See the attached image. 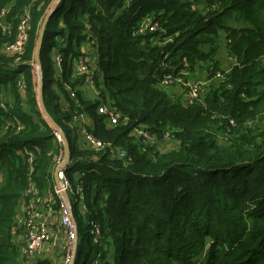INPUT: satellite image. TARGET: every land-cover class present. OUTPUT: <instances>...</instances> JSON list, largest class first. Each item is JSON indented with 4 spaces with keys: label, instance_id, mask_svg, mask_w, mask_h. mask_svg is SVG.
I'll return each instance as SVG.
<instances>
[{
    "label": "trees",
    "instance_id": "trees-1",
    "mask_svg": "<svg viewBox=\"0 0 264 264\" xmlns=\"http://www.w3.org/2000/svg\"><path fill=\"white\" fill-rule=\"evenodd\" d=\"M53 1L0 0V13L5 10L13 27L11 34L0 32V264H19L15 237L26 229V220L17 218L21 200L30 198L29 181L37 192L51 188L54 157L62 150L38 109L30 66ZM25 11L26 49L6 54L3 46L15 39ZM146 15L173 42L158 47V31L133 34ZM87 32L92 51L81 44ZM219 42L237 64L225 80L211 82L203 104L186 105L172 88L159 86L168 71L199 68L214 75L221 69ZM85 50L95 70V99L84 96L82 79L74 75L76 57ZM55 52L62 56L60 73ZM164 54L173 68L161 67ZM40 62L47 72L45 106L69 142L66 174L83 192L72 203L74 264H264V126L244 125L264 112V0H130L128 6L125 0H58ZM102 102L116 106L118 124L106 126L97 112ZM75 108L91 116L93 134L127 156L86 147L70 125ZM227 117L237 126L228 140H219ZM134 126L153 136L148 144L131 134ZM162 140L171 146L160 150Z\"/></svg>",
    "mask_w": 264,
    "mask_h": 264
},
{
    "label": "built area",
    "instance_id": "built-area-1",
    "mask_svg": "<svg viewBox=\"0 0 264 264\" xmlns=\"http://www.w3.org/2000/svg\"><path fill=\"white\" fill-rule=\"evenodd\" d=\"M129 2L130 0H125V6H128ZM21 17L22 18H20V23L14 41L5 43V45L3 46V52L6 54H17L22 52L23 50L22 46L27 39V24L30 20V15L28 11H25ZM25 19H27L28 21L27 24L23 26ZM4 22V19L0 17V23L4 24ZM86 27L89 28V25H86ZM144 30H147L149 32H159V36H157L153 41L154 45H157L158 47H162L167 43L173 42L172 35L165 34V30L161 28L159 21L153 15H146L142 17L138 24V30L134 31L133 34L142 32ZM86 50L89 51V49L87 48ZM86 50L83 54H80L76 57L73 67L74 75L76 77H80L82 79V83L91 86L94 89H97L95 84V70L88 62V52ZM166 56L167 54H164L163 61L161 62V67L166 68L168 66L173 68V66H169L168 63L164 61ZM53 60L58 69V72L60 73L62 71L61 54L55 52V54L53 55ZM31 64H33V62H31ZM235 64H237V59L235 57L229 56V67L226 70H217L214 75H211L210 77L205 76V74L202 72V78L190 74L189 69H180L176 72H164L159 78V86L164 89L172 88V92L175 93L186 105H192L196 103L203 104L204 95L211 82L213 80H225L226 73ZM38 72L36 73L37 76L39 74ZM228 86L230 85L228 84ZM67 90L70 97L75 98V90L69 86ZM0 106H4L2 101H0ZM76 106H80L78 102ZM97 112L100 115L104 116V122L108 127L114 126L120 121L119 111L117 110L116 106L112 104L109 105L108 103L104 102L100 103L97 106ZM86 117L87 114L78 108H75L71 111L70 125L71 127L78 130V133L84 141L83 143L85 144V146L96 151L108 148L109 153L114 157L120 159L125 158L127 154L124 150L117 147L116 145L104 143L100 138L93 134L91 130H89V127L85 123ZM225 117L226 116H222L221 118ZM227 118L228 124L217 134L219 140H228L231 135V130L237 126V122L233 117ZM122 120L125 121L126 119ZM255 124L264 126V112L257 115L253 120H246L244 122V125L246 127H252ZM18 128H21V126H18ZM54 133L56 138L61 141L58 131L54 130ZM131 134H133L139 141L143 142V144H148L152 137L146 129L138 126H134L131 129ZM28 160L31 163L32 156H29ZM66 165L67 164H64L63 162V150H59L58 154L54 157V165L52 167L53 172H56L57 182L53 184L52 188L54 192V198L57 200L56 203L59 221L61 226L65 230L66 248L70 252V254H72V260L75 257L74 250L77 247L78 235L76 221L72 212V202L70 199V194L74 197H76L75 195H77V198L82 199L83 192L80 184H77L75 189L73 188L71 181L66 174ZM36 192L37 190L34 183L32 181H29L28 188L25 194L33 196L34 194H36ZM25 226L26 233L24 239V252L28 256H32V254L38 251L44 243L51 241L53 233H51L50 229L46 226L45 220L43 219L39 220L37 224L36 220H26ZM92 231L98 233L97 227L93 225ZM66 262H69L68 257H66L65 259V263Z\"/></svg>",
    "mask_w": 264,
    "mask_h": 264
},
{
    "label": "rangeland",
    "instance_id": "rangeland-1",
    "mask_svg": "<svg viewBox=\"0 0 264 264\" xmlns=\"http://www.w3.org/2000/svg\"><path fill=\"white\" fill-rule=\"evenodd\" d=\"M55 1H57V0H54L53 2H55ZM4 12H5V10L3 9V10H1V13H0V17L3 19L5 16ZM2 14H3V16H2ZM43 19H42V21H43ZM4 21H5V19H4ZM27 21H28L27 19L24 20L23 26H25L27 24ZM10 23L6 22V21L4 22V24L0 23V32L1 33L5 32L8 34H11L13 31V27H12V25H10ZM19 23H20V20L18 21L17 25L15 26L16 32L18 30ZM29 30H30V21H28V24H27V39H26L25 43H23V46H22L23 51H25L26 45H27V42L29 39ZM14 31H15V28H14ZM0 37H2V34ZM90 37L91 36L87 32L86 33V40H88V39L89 40L86 41L84 39L81 42V44H83L87 49L92 51V49H93V47H92L93 43L92 42L93 41H92V38L90 39ZM13 41H11V42H13ZM226 48H227L226 45L221 44L219 42L217 57L220 61L222 70H226L229 67V56L230 55L227 54ZM207 49H208V47H204V50H207ZM0 51H1V47H0ZM2 51H3V49H2ZM32 62H33V64H31V62H30L31 71H32L33 77L37 80L39 75H40V68H41L40 64H41V62L39 64L34 59V55H33ZM36 67H37V71H36ZM37 72L39 73L38 76L36 75ZM190 74H192L193 76H196V77H201L202 72L200 71L199 68H196L195 71H190ZM43 77L47 78V72L46 71L44 72ZM37 81H36V83H37ZM95 94H96V92H94V91L91 93L92 96H94ZM23 102H25V101H23ZM37 104H38V102H37ZM38 109H39V107H38ZM152 138H153V136H152ZM160 143H161V144H159L160 150L166 149L169 146H171L170 144L164 145L163 142H160ZM172 146H176V144L174 142H172ZM54 183H55V181H54ZM54 183H52L51 188L49 187L50 185H48L41 192H36V194H34L33 196H30V198L28 200H26V198L24 197V201H25L24 206H25L26 212L22 211L21 220H36V224H37L39 222V220L43 219L46 222V226L50 229V226H51L50 220H52L55 216H58L57 203H56V200L54 198V192H53V188H52ZM70 199H71V202L74 203V196H72L71 194H70ZM25 228H26V226H25ZM50 231H51V229H50ZM22 232H23L22 234L24 235L25 231L23 230ZM51 233H53V232L51 231ZM54 242H56V246L59 248V251H57V255L55 256L54 260H52L51 264H74L75 263L74 259L71 260L72 254H70V252L66 248L65 234H63L58 239L52 237L51 241L47 242V245L53 246ZM75 252H76V249L74 250V254H75ZM18 257H19V264H28V262L26 263L24 254L22 256L19 255ZM66 257H68L69 262L65 263Z\"/></svg>",
    "mask_w": 264,
    "mask_h": 264
},
{
    "label": "crops",
    "instance_id": "crops-1",
    "mask_svg": "<svg viewBox=\"0 0 264 264\" xmlns=\"http://www.w3.org/2000/svg\"><path fill=\"white\" fill-rule=\"evenodd\" d=\"M79 88L83 90L84 96L85 97H89L91 99H95L98 97V90L92 88L91 86H88L84 83H81L79 85ZM96 92V94L94 96L91 95L92 92ZM93 119L91 118V116L89 114H87L85 123L88 127H91L93 124ZM81 142V141H80ZM164 145L169 144L170 142L168 141H163ZM159 144H161L160 142L158 143V147ZM54 175V172H53ZM54 178V177H53ZM25 201L24 198H22L20 206H19V210L17 212V218H18V222H22L21 218H22V211H25ZM50 229L53 232V237L54 238H60L63 234H65V230L64 228L61 226L60 221H59V215L55 216L52 220H50ZM16 242L19 243V255H25V260L26 263L28 262V264H34V260L36 259H46L49 260L52 263V260H54L55 256L57 255V251H59V248L56 246V242L53 243V246H49L47 245V242L44 243L42 245V247L36 251L32 256H28L25 252H24V241H23V236L21 233H18L16 235Z\"/></svg>",
    "mask_w": 264,
    "mask_h": 264
},
{
    "label": "water",
    "instance_id": "water-1",
    "mask_svg": "<svg viewBox=\"0 0 264 264\" xmlns=\"http://www.w3.org/2000/svg\"><path fill=\"white\" fill-rule=\"evenodd\" d=\"M57 1H55L50 10L45 14L44 19L41 23V26L39 28L38 31V35L36 38V48H35V52H34V59L40 64V51L42 48V43H43V38H44V33H45V28H46V23L47 20L50 16V14L52 13V11L55 9L56 5H57ZM37 91H36V96H37V102H38V107L40 110V113L42 114V116H44V118L46 119L47 123L50 125L51 128H53L54 130L58 131L61 143H62V150H63V162L64 164H68L69 159H70V147H69V142L67 140V137L65 135V133L63 132V130L59 127V125L57 124V122L54 120V118L50 115V113L48 112L45 103H44V99H43V95H42V87H43V73L42 71H40V75L37 79ZM54 180L55 182H57V175L56 172L54 173Z\"/></svg>",
    "mask_w": 264,
    "mask_h": 264
},
{
    "label": "clouds",
    "instance_id": "clouds-1",
    "mask_svg": "<svg viewBox=\"0 0 264 264\" xmlns=\"http://www.w3.org/2000/svg\"><path fill=\"white\" fill-rule=\"evenodd\" d=\"M53 177H54V175H53ZM55 181V180H54Z\"/></svg>",
    "mask_w": 264,
    "mask_h": 264
}]
</instances>
